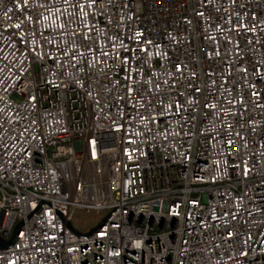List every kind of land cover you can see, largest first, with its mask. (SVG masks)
Segmentation results:
<instances>
[{
	"label": "built area",
	"instance_id": "obj_1",
	"mask_svg": "<svg viewBox=\"0 0 264 264\" xmlns=\"http://www.w3.org/2000/svg\"><path fill=\"white\" fill-rule=\"evenodd\" d=\"M41 200L117 207L0 264H264V0H0V234Z\"/></svg>",
	"mask_w": 264,
	"mask_h": 264
},
{
	"label": "water",
	"instance_id": "obj_2",
	"mask_svg": "<svg viewBox=\"0 0 264 264\" xmlns=\"http://www.w3.org/2000/svg\"><path fill=\"white\" fill-rule=\"evenodd\" d=\"M41 202H47L51 207H52V205L48 202V201H43V200H41L36 206H35V208L28 214V215H26L25 217H23L20 221H18L16 224H15V226H14V228H13V230H12V232H11V234H10V236L8 237V238H4L1 234H0V249H6L7 247H10V246H12V244H14L15 243V241H16V235H17V233H18V231H19V229H20V227H21V225L30 217V215L34 212V210L39 206V204L41 203ZM115 207H117V206H114L98 223H97V225H95L94 227H92L91 229H89L87 232H85V233H80L79 231H77V230H75V229H73V227H72V225H71V222L70 221H68L67 219H64L63 217H62V214H61V212L59 211V210H57V209H55V208H53V210L58 214V216L61 218V220L64 222V224L66 225V227L68 228V229H70L74 234H76L77 236H79V234H81V235H90V234H92L93 232H95L100 226H102L103 224H104V222H105V220H106V216L115 208Z\"/></svg>",
	"mask_w": 264,
	"mask_h": 264
},
{
	"label": "rangeland",
	"instance_id": "obj_3",
	"mask_svg": "<svg viewBox=\"0 0 264 264\" xmlns=\"http://www.w3.org/2000/svg\"><path fill=\"white\" fill-rule=\"evenodd\" d=\"M107 210L92 209L86 211L82 208H75L71 214L70 222L74 229L80 232H87L97 225V223L106 215Z\"/></svg>",
	"mask_w": 264,
	"mask_h": 264
}]
</instances>
